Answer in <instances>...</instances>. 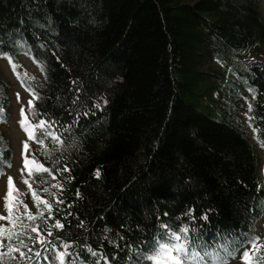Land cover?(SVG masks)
<instances>
[{
  "label": "trees",
  "instance_id": "16d2710c",
  "mask_svg": "<svg viewBox=\"0 0 264 264\" xmlns=\"http://www.w3.org/2000/svg\"><path fill=\"white\" fill-rule=\"evenodd\" d=\"M258 1L0 0V52L16 72L0 59L29 100L38 95L28 119L60 140L27 141L51 174L23 170L24 180L53 211L24 223L51 230L56 252L78 264H230L248 239L264 245V60L241 55L264 42ZM8 90L0 77V126ZM0 139L4 173L12 148L1 128ZM13 182L31 213L44 211ZM184 228L177 252L168 233Z\"/></svg>",
  "mask_w": 264,
  "mask_h": 264
},
{
  "label": "snow or ice",
  "instance_id": "6c2138e0",
  "mask_svg": "<svg viewBox=\"0 0 264 264\" xmlns=\"http://www.w3.org/2000/svg\"><path fill=\"white\" fill-rule=\"evenodd\" d=\"M0 57L6 58L9 60V64L12 67L13 72H16V65L12 63V58L8 56L7 53L0 52ZM27 73L24 74L27 77ZM20 77L18 76V79ZM33 95V100L38 98V95L34 92L31 93ZM17 99L19 100V94H17ZM33 100L28 101L29 111H32L35 115L34 111V103ZM250 110V107H249ZM3 112V109H0V113ZM21 119L19 121L20 127L25 131L28 140L34 141L38 144L43 145L44 140L43 137H51L54 141L60 142L59 137L55 136L53 133L48 131V128L51 126L47 121L40 120L37 124H33L28 116L25 114L24 108L20 110ZM40 130V136L36 135L37 130ZM264 146V143H262ZM29 145L27 142L23 144V170H27L29 175L32 176L35 173H50L48 168H45L41 163H39L35 157L29 159L26 155L28 151ZM4 151L2 139H0V153ZM2 164V161H0ZM11 166L10 164L8 165ZM63 171H69V169L64 168ZM2 169H0V175H3ZM95 176L99 178L100 172L97 170L95 172ZM38 179H42L39 178ZM31 191V195L34 203L39 207L43 205L44 211H39L36 214H33L27 208V205L23 203L21 199L25 193L21 192L14 185L13 179L11 177L8 178L7 181V192L4 197V207L7 212V216L0 215V221H6L7 226L4 224H0V264H40L41 258L47 264L49 261L48 253L52 254L51 264H56V261H59V264H78L77 260L70 259L71 253L66 251L56 252V245L53 244L52 241L47 240L46 236H52L53 233L51 230H47L46 234L41 229L39 225H29L25 224L24 220L35 222L38 218L45 219V213H52L53 206L48 200L42 199L38 193L32 190V183L28 180L23 181ZM56 187H60L57 185ZM45 192L48 191L47 188L44 189ZM77 196H79V192H77ZM62 203V201H59ZM206 219V217H205ZM54 228L63 229L65 225L60 222L59 219L55 220ZM79 227H84L83 222L79 224ZM166 227V226H162ZM182 235H178L176 233L169 232V238L174 241H178L173 245V248L177 251H187V246L189 244L187 238V232L189 231L187 228L180 230ZM258 238L253 237L248 239V244L251 245L249 249H246L241 256V260L243 264H264V254L255 256L254 253H259L261 248H264V245L257 244L256 241ZM37 246H40L43 251L38 250ZM62 247L64 249H68L70 245L63 244ZM161 247H166V245H161ZM221 248L224 249L227 257H234L236 249L229 250L226 245H221ZM87 252L92 256H97V252L92 248H87ZM175 264H184V261L179 257H174ZM83 264V262H80ZM93 264H96L94 261ZM105 264H108L107 259L105 258ZM219 264H227V259H221Z\"/></svg>",
  "mask_w": 264,
  "mask_h": 264
},
{
  "label": "rangeland",
  "instance_id": "374dc122",
  "mask_svg": "<svg viewBox=\"0 0 264 264\" xmlns=\"http://www.w3.org/2000/svg\"><path fill=\"white\" fill-rule=\"evenodd\" d=\"M258 10L260 12V15L264 22V5L262 0L258 1ZM241 55H248L253 56L256 58H259L261 60H264V42L261 43L254 51H243ZM19 60L21 61L23 67L28 70V72L36 77L39 76V71L37 67L26 57L19 56ZM0 77L6 80L9 83V100H10V116L7 119V121L0 126L2 131L7 136L10 146L12 148V155L10 160V167L7 166L4 169V174L0 175V215L4 213L5 207H4V193L6 189V180L8 177H11L14 179V181L19 186H24V177L25 174L22 172V164H23V144L28 141V138L26 134L22 131L20 128L19 121L21 119L20 110L21 108H24L28 104V100L30 99L29 94L19 85V83L16 81L15 77L10 72L8 65L5 60L0 59ZM17 94H19V100L17 99ZM26 114V113H25ZM26 155L31 159L28 151ZM260 156V173L263 172V165L262 162V153L259 152ZM2 221H0L1 223ZM257 226L261 232V234L264 233V213L261 216V218L257 222ZM251 245H245L243 248H241L238 251L237 256L232 258L230 260V264H243L241 260L242 253L249 249ZM255 254V253H254ZM259 255L264 254L263 251L258 253ZM151 264V263H146Z\"/></svg>",
  "mask_w": 264,
  "mask_h": 264
}]
</instances>
